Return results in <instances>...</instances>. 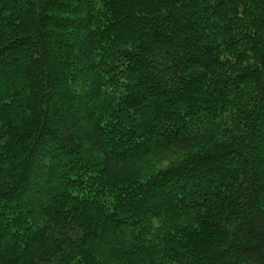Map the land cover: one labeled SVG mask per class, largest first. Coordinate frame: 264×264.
Returning <instances> with one entry per match:
<instances>
[{
  "label": "trees",
  "instance_id": "obj_1",
  "mask_svg": "<svg viewBox=\"0 0 264 264\" xmlns=\"http://www.w3.org/2000/svg\"><path fill=\"white\" fill-rule=\"evenodd\" d=\"M0 264H264V0H0Z\"/></svg>",
  "mask_w": 264,
  "mask_h": 264
}]
</instances>
